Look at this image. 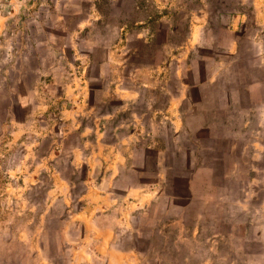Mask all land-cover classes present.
<instances>
[{"label": "rangeland", "instance_id": "obj_1", "mask_svg": "<svg viewBox=\"0 0 264 264\" xmlns=\"http://www.w3.org/2000/svg\"><path fill=\"white\" fill-rule=\"evenodd\" d=\"M252 1L263 7L0 0V264L86 262L70 216L105 188L95 168L114 171L116 189L98 232L114 229L138 264H264V35L247 21Z\"/></svg>", "mask_w": 264, "mask_h": 264}, {"label": "crops", "instance_id": "obj_2", "mask_svg": "<svg viewBox=\"0 0 264 264\" xmlns=\"http://www.w3.org/2000/svg\"><path fill=\"white\" fill-rule=\"evenodd\" d=\"M263 7L259 8L257 7L255 4H253L252 1V8H250L247 12H246V16H247V21L248 23L251 25V23L255 22L257 27V30L261 33H263L264 35V4H262ZM2 13H0V23H2ZM5 25H7V22H5ZM199 28H197V31L200 30H204L205 29V24L202 26H198ZM241 41V40H240ZM239 39L234 41L235 46V51H238V46L240 43ZM254 41L258 44L261 45L263 42V39L261 38H257L254 39ZM65 81V77H56V83L59 84V87H65L66 85V81ZM256 85V83H255ZM253 85V86H255ZM66 88V87H65ZM32 94H40L39 88L35 89ZM24 105V104H23ZM22 109H25L26 106H21ZM11 122H14L13 117H11ZM66 123L60 121L58 124L59 129H65ZM24 133V132H23ZM22 133L18 135V138L16 136V139H19L20 137H22ZM63 137V134H57V139L60 141ZM16 141V140H15ZM87 143V141H85ZM135 140L134 139H130V141L127 142V146L124 149H127V151L129 152H125L119 153V158H121V162L120 164H117V167H121L123 165H125L128 162V158L131 154V147L134 145ZM123 150V149H121ZM109 149H107V151H105V153L103 154L102 158H100L101 163H105L107 157H109L110 159V154H109ZM89 155L86 154L85 158H87ZM118 158V155H117ZM96 170L94 171L93 175L95 176V181H99L98 183L102 184L103 186H105V188H103V190H98V192H100L99 194V198L91 200L90 198V194H86V198H85V202L83 205V210H81L82 213H72L70 216V222H75V223H79L81 224L83 230H82V235L87 236L88 237V244L85 247V254L87 255V258H85V263L81 262L80 264H98L96 261V257H100L103 260L102 264H138L137 260H140L141 258V252L140 251H130V252H126L123 251L121 249H119V247L117 246L118 244V236L115 233L114 229H108L109 231V236H104L102 233L100 234V229L96 226L97 221H98V216L97 214H99V212L101 210H103L102 208L104 207V204L106 203V199L108 197H111V193L114 192L116 189L111 185V179L115 176L114 171L111 172L110 177L104 174V168H95ZM97 183V182H96ZM147 187L143 186V185H137L134 186L131 190L133 191H139L142 193V191H145ZM157 194L154 192L152 196H156ZM117 196V195H115ZM106 197V199H105ZM133 204H135L136 206L141 205V198H139V200H135L133 199ZM119 201V196L115 197L112 200V203L110 204L111 206L116 205V203H118ZM264 205V200H263V204ZM67 208L65 211L68 212ZM262 228L260 232H256V240L260 239L264 242V212L262 215ZM92 223H94V227L96 228L95 230H93L92 228ZM142 235H138L137 238H142ZM98 244H100L103 247V250L98 251L95 249L97 248ZM94 246V247H93ZM70 248H72L70 246ZM31 255H34L35 258H40L42 255L46 256L45 254V247H42L38 252L34 251L31 252ZM75 257V253H71L69 254L67 261L65 264H73V258ZM30 264H35V263H30Z\"/></svg>", "mask_w": 264, "mask_h": 264}]
</instances>
